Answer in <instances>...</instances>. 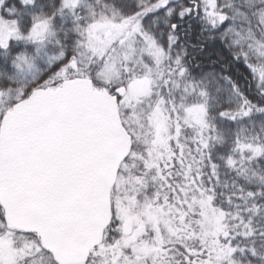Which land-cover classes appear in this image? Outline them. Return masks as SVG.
Wrapping results in <instances>:
<instances>
[{
	"label": "snow or ice",
	"instance_id": "snow-or-ice-1",
	"mask_svg": "<svg viewBox=\"0 0 264 264\" xmlns=\"http://www.w3.org/2000/svg\"><path fill=\"white\" fill-rule=\"evenodd\" d=\"M0 264H264V0H0Z\"/></svg>",
	"mask_w": 264,
	"mask_h": 264
}]
</instances>
